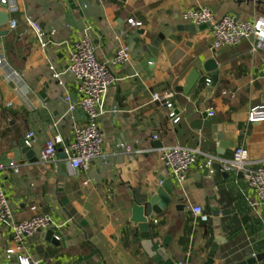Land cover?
Returning a JSON list of instances; mask_svg holds the SVG:
<instances>
[{
    "label": "crops",
    "instance_id": "1",
    "mask_svg": "<svg viewBox=\"0 0 264 264\" xmlns=\"http://www.w3.org/2000/svg\"><path fill=\"white\" fill-rule=\"evenodd\" d=\"M15 1V13L9 6L1 9L10 21L0 27V57L6 60L0 66V164L6 167L0 180L14 217L0 225V264H17L15 257H6L13 246L12 224L36 215L51 216L52 229L58 230L57 244L42 239L41 233L26 239L27 252L41 264H248L253 255V264H264V213L253 207L256 197L244 177L222 173L219 166L241 147L264 166V121H248L252 108L264 107V40L252 38L213 53L207 29L195 36L167 35L155 59L147 48L170 28L191 25L183 20L190 9L204 6L217 18L235 15L252 21L264 19V0ZM29 19L49 36L47 49L41 48ZM131 19L142 26L131 27ZM12 20L16 29H11ZM86 28L100 62L109 63L123 45L130 49V62L113 69L119 81L111 87L100 119L108 161L95 163L85 173L61 158L62 146L52 164L41 165L39 151L56 136L68 144L73 123H85L79 107L72 120L65 98L79 101L68 67ZM210 60L219 65L217 81L202 70L190 95L177 90L186 86L192 70ZM51 65L61 74L62 86L53 79ZM169 92L175 95L171 102L178 123L153 101V94ZM210 109L215 116L208 115ZM208 118L223 126L221 141L212 129L192 127L194 121ZM28 133L35 134L37 160H29L20 148ZM119 144L129 146L134 157ZM172 145L201 148L216 159V172L210 174L201 157L183 187H175L167 212L152 222L155 242L169 241L165 258L158 262L147 254L141 232L130 221L133 206L144 205L156 194L167 171L153 150ZM12 161L20 173L9 168ZM56 163L65 171H58ZM187 200L204 209L207 221L193 226Z\"/></svg>",
    "mask_w": 264,
    "mask_h": 264
},
{
    "label": "built area",
    "instance_id": "2",
    "mask_svg": "<svg viewBox=\"0 0 264 264\" xmlns=\"http://www.w3.org/2000/svg\"><path fill=\"white\" fill-rule=\"evenodd\" d=\"M15 0H3L2 3L9 6L10 12L17 11ZM183 20L187 24L201 26L208 25L209 38L211 40L210 50L218 53L223 50L235 49L243 41L255 38L259 41L264 40V19L258 18L252 21L241 20L235 15H227L217 18L208 7L198 6L188 10L183 15ZM28 23L35 33L42 49L51 46L49 36L43 31L41 26L29 19ZM131 27L138 28L140 22L129 20ZM11 29L17 28V22L11 21ZM85 35L74 45V49L69 57L68 72L75 81V88L79 101L77 104L72 102L71 97L65 98L68 114L74 120V112L79 107L85 116V123L81 125L73 123L72 139L68 144L60 136L48 140L39 151V163L47 165L55 163L58 156V147H63L65 161L75 170L88 172L97 162H107L109 155L105 151L102 134L100 130V119L105 113V102L108 93L119 79L114 75L113 69L126 65L130 62V49L123 45L118 48L109 63H102L96 56V44L89 35L90 28L85 29ZM53 36V33L51 34ZM6 64V60L0 57V66ZM53 72V79L59 85H63L61 74L58 73L53 65L50 66ZM264 75V67L262 68ZM209 83V82H208ZM226 94V93H225ZM174 93L153 94V101L160 103L169 110V118L174 123H178L180 118L172 104ZM210 117L215 116L213 109L208 111ZM249 123L264 121V107H254L248 116ZM158 140V136L154 137ZM28 146L32 147L35 143V134L28 133L25 136ZM118 148L125 150L130 157L134 153L129 146L119 144ZM159 156L163 167L169 172L172 179H176L178 185L183 187L187 181L189 172L197 165L201 157H205L204 167L210 174H215V158L204 153L201 148H191L182 145H172L153 150ZM57 167V163L55 165ZM220 171L226 174H241L247 182L249 189L254 193L256 201L253 207L260 208L264 213V166L260 161L251 160L248 151L238 148L231 160L219 161ZM9 168L14 173H20V167L12 161ZM6 167L0 164V172ZM87 184V182L85 183ZM186 209L193 214V226L196 227L200 221H207L204 209L201 206L192 205L186 201ZM14 217L12 205L7 198L0 180V225L11 222ZM54 222L49 215H36L28 220L12 224L13 246L6 250L7 259L15 257L17 264H41V261L33 259L27 252L25 241L41 232L51 230ZM256 255H253L255 258ZM184 264V263H179Z\"/></svg>",
    "mask_w": 264,
    "mask_h": 264
},
{
    "label": "water",
    "instance_id": "3",
    "mask_svg": "<svg viewBox=\"0 0 264 264\" xmlns=\"http://www.w3.org/2000/svg\"><path fill=\"white\" fill-rule=\"evenodd\" d=\"M8 5L1 4L0 5V27L6 25L10 21V17L7 13L3 12L2 8H7ZM208 25H184L176 28H170L168 31L162 33L153 43L148 46L149 52L152 54L153 58L157 57V48H159L161 42L165 40L167 35L175 32H188L191 36H195L200 31H206L208 29ZM204 70L206 73L212 75L214 81H217L219 77V65L215 60L207 61L204 65L197 66L194 70L191 71L187 78V84L184 88H178L179 92H183L185 95H190V93L196 89L199 85L202 75L201 71ZM192 127L195 130H203L212 129L213 132L217 135V139L221 141V135L224 131L223 126L218 125V120L214 118H208L206 121L204 120H196L192 123ZM219 134V135H218ZM20 148L22 153L27 156L29 160H37L36 152L33 147L27 145L24 139L20 140ZM62 159L65 160V155H60ZM57 170L65 171V166L57 165ZM161 186L156 192V194L149 198L144 205L135 204L132 208V218L131 223L139 229L141 232L142 245L147 252V254L155 258L156 261H160L161 258H165V250L167 248L168 240L164 241L163 245H159L155 242V238L152 236L151 228L152 222L156 221V219L165 214L167 209L173 203V195L175 191V187L178 185L176 179H172L169 177V172L165 171L160 177ZM181 210H183V206H179ZM57 229H51L46 232H41L42 239H46L47 242L57 244L58 240L54 237V234L57 232ZM159 256V257H158ZM248 264L256 263V257L248 261Z\"/></svg>",
    "mask_w": 264,
    "mask_h": 264
}]
</instances>
